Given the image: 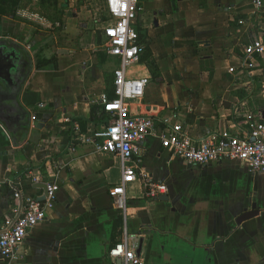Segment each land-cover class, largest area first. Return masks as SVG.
I'll return each mask as SVG.
<instances>
[{
    "label": "crops",
    "instance_id": "0c3cea01",
    "mask_svg": "<svg viewBox=\"0 0 264 264\" xmlns=\"http://www.w3.org/2000/svg\"><path fill=\"white\" fill-rule=\"evenodd\" d=\"M85 1L32 3L38 10L28 16L36 27H49L54 11L61 38L69 36L72 49L53 56L37 57L45 37L28 27L19 41L12 38L19 22L0 19V39L24 47L34 66L19 104H2L23 118L0 119V229L13 217L16 191L44 202L46 182L60 186L55 207L19 248L18 264H118L110 249L133 235L143 244V264H264V173L230 161L192 166L161 146L163 123L133 156L164 194L151 199L136 181L127 189V212L117 209L111 190L121 180L120 160L77 142L64 122L75 119L84 130L107 123L93 102L113 91L121 66L107 52L104 25L82 21L90 12ZM141 9L134 28L147 50L127 77L150 84L128 104L133 113L178 121L195 139L243 137L264 120V64L251 74L229 72L240 66L247 44L264 40L254 0H141ZM52 58L56 70H36ZM34 176L45 182L34 183Z\"/></svg>",
    "mask_w": 264,
    "mask_h": 264
},
{
    "label": "built area",
    "instance_id": "2783aa9c",
    "mask_svg": "<svg viewBox=\"0 0 264 264\" xmlns=\"http://www.w3.org/2000/svg\"><path fill=\"white\" fill-rule=\"evenodd\" d=\"M37 3L39 0H28ZM109 19L103 32L107 52L120 58L121 66L114 73L113 96L102 94L93 104L99 113L106 114L107 123L100 128L92 126L85 130L75 119L64 121L70 125L73 138L81 144L91 146L95 152L107 153L120 160L121 180L113 187L111 195L117 209L127 212V189L136 181H143L147 197L157 199L164 194L165 186L153 181L140 168V160L135 155L138 146L159 129L161 146L171 151L174 157L196 167H206L223 162H238L251 172L264 173V120L251 124L243 137L231 134H210L195 139L178 121L158 120L147 113L135 114L129 107L132 101L144 97L150 84L149 78L127 77V69L138 65L147 49L134 28L141 12V0H101ZM255 8L264 20V0H254ZM244 25L245 21L240 20ZM239 67H231L229 72L251 74L264 64V40L256 39L244 47ZM176 119V116L173 117ZM34 183L45 182L40 176L32 177ZM60 186L56 182H46L44 202L25 196L21 191L14 193L15 209L0 229V264H18L19 248L29 233L46 220L47 210L57 203ZM139 236L126 237L124 243L115 245L109 251V258L120 264H143L137 255Z\"/></svg>",
    "mask_w": 264,
    "mask_h": 264
},
{
    "label": "rangeland",
    "instance_id": "374dc122",
    "mask_svg": "<svg viewBox=\"0 0 264 264\" xmlns=\"http://www.w3.org/2000/svg\"><path fill=\"white\" fill-rule=\"evenodd\" d=\"M78 3H76V5ZM85 4L89 6L90 12L88 14H85L86 18L85 17L83 18L82 20L83 22L84 21L92 22V25L95 29L102 27V25H105V23L108 22L109 16L108 13L105 11L101 0H86ZM36 6L38 5L26 2L25 0H21V1L0 0V19L2 17H8L12 20H15L16 22H19L20 24V32H17L15 35H13L12 38L15 39L19 38L20 41V38L25 33L23 31L24 30L26 31V29L30 27L31 30L29 29L27 31H31V32L35 31L32 33L41 35L46 38V42L44 43V45H42L41 50H39V53H37L38 58H42L44 56H51V55L53 56L57 53V51H62V52L70 51L72 49L71 44L67 43L69 36L66 35L64 38H61L62 35H60V33L62 32V29L59 30L55 28L54 20L56 15L54 11L50 15L51 17H47L48 19L47 21L51 23L49 27L45 28V26H40V25L36 27L37 22H35L33 19L36 17H33V15L28 16V13L33 14L38 10L37 9L38 7ZM58 6L60 5L59 2L57 1L56 3L51 4V7H54L56 11L57 8H60ZM53 17L54 20L52 19ZM61 21L63 22V20Z\"/></svg>",
    "mask_w": 264,
    "mask_h": 264
},
{
    "label": "water",
    "instance_id": "95a60500",
    "mask_svg": "<svg viewBox=\"0 0 264 264\" xmlns=\"http://www.w3.org/2000/svg\"><path fill=\"white\" fill-rule=\"evenodd\" d=\"M34 71L32 57L27 50L10 39H0V104L5 100L8 105H18L19 97L23 86L28 81ZM4 96V97H1ZM0 105V119L14 123L23 117L14 116L10 106ZM44 198L42 199V201ZM161 201L167 197H161ZM255 208V206H254ZM253 214L246 215V218ZM142 242L137 250V255L141 256ZM121 261L118 262L120 264Z\"/></svg>",
    "mask_w": 264,
    "mask_h": 264
},
{
    "label": "trees",
    "instance_id": "16d2710c",
    "mask_svg": "<svg viewBox=\"0 0 264 264\" xmlns=\"http://www.w3.org/2000/svg\"><path fill=\"white\" fill-rule=\"evenodd\" d=\"M141 42L145 44V42L142 41V39H141ZM56 69H57V60H56V58H52V59H44V60H41L39 62V64H38L36 70L37 71H49V70H56ZM113 93H114V88H113V91L109 95L110 96H113ZM102 115H103L102 117L104 119V122H107L108 117L106 116V114L103 113Z\"/></svg>",
    "mask_w": 264,
    "mask_h": 264
}]
</instances>
